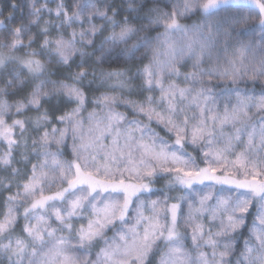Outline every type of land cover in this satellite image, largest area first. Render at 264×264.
Here are the masks:
<instances>
[{"label": "snow or ice", "instance_id": "6c2138e0", "mask_svg": "<svg viewBox=\"0 0 264 264\" xmlns=\"http://www.w3.org/2000/svg\"><path fill=\"white\" fill-rule=\"evenodd\" d=\"M0 264H264V0H0Z\"/></svg>", "mask_w": 264, "mask_h": 264}]
</instances>
